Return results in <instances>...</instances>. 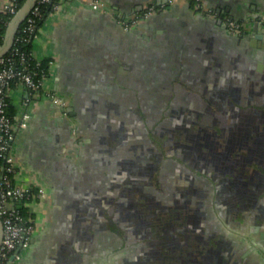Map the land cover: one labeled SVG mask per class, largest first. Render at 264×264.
Here are the masks:
<instances>
[{
	"label": "crops",
	"instance_id": "crops-1",
	"mask_svg": "<svg viewBox=\"0 0 264 264\" xmlns=\"http://www.w3.org/2000/svg\"><path fill=\"white\" fill-rule=\"evenodd\" d=\"M102 1L94 9L55 0L31 40L32 55L49 60L44 89L67 98V116L23 85L9 91L14 112L30 113L10 147L16 179L42 189L30 204L33 237L9 264H264V145L247 165L259 180L250 179L255 167L244 180L206 177L185 210L162 218L165 227L136 205L123 209L126 170H136L127 158L139 151L134 136L125 145L126 116L135 120L127 108L154 100L160 85L176 90L178 80L214 99L223 92L238 116L264 105L263 35L232 34L193 5L251 17L264 0H176L129 30L123 16L163 0Z\"/></svg>",
	"mask_w": 264,
	"mask_h": 264
},
{
	"label": "flooded vegetation",
	"instance_id": "flooded-vegetation-1",
	"mask_svg": "<svg viewBox=\"0 0 264 264\" xmlns=\"http://www.w3.org/2000/svg\"><path fill=\"white\" fill-rule=\"evenodd\" d=\"M196 3L193 4L196 10L217 20L230 33L247 37L260 33L264 37V12L235 17L218 6H204L200 2L201 6H197ZM165 8H158L149 16ZM209 8L214 10L213 14L207 11ZM149 16L131 28L137 29ZM225 17L243 25L230 31L224 23ZM178 81L176 90H160L166 87L160 85L159 90L153 92L154 100L143 101V105L126 111L134 113L135 120L132 123L129 114L126 116L125 145L132 147L134 136L139 151L137 156L127 158L136 161L130 165L136 170H126L123 209L129 212L136 205L146 218L154 217L156 227L166 226L162 218L185 210V201L198 196L199 185L206 177L213 181L229 177L244 180L248 178L246 171L254 167L250 179L259 180L262 174L256 166L248 168L247 165L262 156L264 105L245 106L244 109L256 111V115L238 116L236 108L222 96L223 92L214 99L210 94L215 92L201 91ZM242 150L247 154H242ZM131 173H134L133 180Z\"/></svg>",
	"mask_w": 264,
	"mask_h": 264
},
{
	"label": "built area",
	"instance_id": "built-area-1",
	"mask_svg": "<svg viewBox=\"0 0 264 264\" xmlns=\"http://www.w3.org/2000/svg\"><path fill=\"white\" fill-rule=\"evenodd\" d=\"M176 0H163L150 3L132 14L123 16L119 22L124 29L137 25L142 19L149 16L158 8H165ZM94 9H101L102 0H85ZM18 0H8L0 5V13L8 18L18 9ZM50 4L51 10L57 6L55 0H35L29 12L19 24L10 48L0 56V220L2 236L0 239V264H7L11 255L18 258L19 248L27 246L35 231L34 218L31 214V201L42 196L41 188H33L20 184L16 179V165L14 155L10 150L14 140L16 128L24 127L30 116L24 107L9 113V91L20 84L32 92L43 94L58 108L59 114L67 116V98L57 90H48L43 87V79L48 71L41 68L40 59L35 58L30 51L28 54L21 49V44L35 35L38 28L37 20L43 15V6ZM197 6H201L199 2ZM50 10V11H51ZM207 11L214 13L209 8ZM8 19L0 16V26L6 25ZM224 23L230 31L237 30L243 23L224 18ZM3 34L0 33V44ZM34 59V60H33ZM49 63V62H48ZM49 67V65H48ZM28 103V99L25 100ZM67 122L74 132V121L68 117ZM23 210H26L24 213Z\"/></svg>",
	"mask_w": 264,
	"mask_h": 264
},
{
	"label": "water",
	"instance_id": "water-1",
	"mask_svg": "<svg viewBox=\"0 0 264 264\" xmlns=\"http://www.w3.org/2000/svg\"><path fill=\"white\" fill-rule=\"evenodd\" d=\"M35 0H23L18 9L11 15V17L8 19L4 33H3V39L0 44V56L3 55L7 50L10 48L14 34L19 26V24L22 22V20L25 18L27 13L29 12L30 8L32 7ZM2 236V224L0 220V239ZM13 259V255H11L7 261V264L10 263V261Z\"/></svg>",
	"mask_w": 264,
	"mask_h": 264
},
{
	"label": "trees",
	"instance_id": "trees-1",
	"mask_svg": "<svg viewBox=\"0 0 264 264\" xmlns=\"http://www.w3.org/2000/svg\"><path fill=\"white\" fill-rule=\"evenodd\" d=\"M23 0H18V5L20 6V4L22 3ZM51 10V5L50 4H47L45 6H43V15L41 18H39L37 20V25L39 26L41 24V22L43 21L44 17L49 13V11ZM0 16L3 18V19H9L8 16L6 14H3V13H0ZM4 29H5V25L2 24L0 26V33L3 34L4 33ZM36 32V31H35ZM33 37V36H32ZM32 37L23 42L21 44V49L25 51V53H29L31 51V40H32ZM34 60V59H33ZM48 62L49 60L47 58H42L40 59V66L41 68L45 69V71L48 70ZM8 111L9 113H14V108H12V106H10V103H9V107H8ZM23 212L25 213L26 210H23Z\"/></svg>",
	"mask_w": 264,
	"mask_h": 264
},
{
	"label": "rangeland",
	"instance_id": "rangeland-1",
	"mask_svg": "<svg viewBox=\"0 0 264 264\" xmlns=\"http://www.w3.org/2000/svg\"><path fill=\"white\" fill-rule=\"evenodd\" d=\"M35 56V55H34ZM44 87V86H43ZM46 88V87H45ZM46 89H48V90H51L52 88H46ZM36 203H33V205H35ZM38 205V204H37Z\"/></svg>",
	"mask_w": 264,
	"mask_h": 264
}]
</instances>
